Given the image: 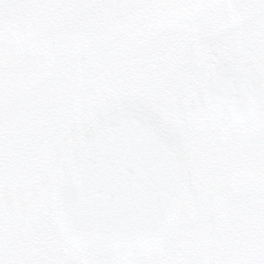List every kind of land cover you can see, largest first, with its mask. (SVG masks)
Returning a JSON list of instances; mask_svg holds the SVG:
<instances>
[{
    "label": "snow or ice",
    "instance_id": "1",
    "mask_svg": "<svg viewBox=\"0 0 264 264\" xmlns=\"http://www.w3.org/2000/svg\"><path fill=\"white\" fill-rule=\"evenodd\" d=\"M0 264H264V0H0Z\"/></svg>",
    "mask_w": 264,
    "mask_h": 264
}]
</instances>
